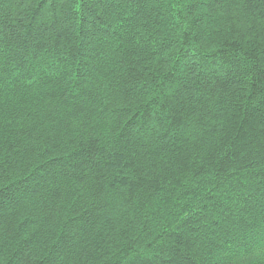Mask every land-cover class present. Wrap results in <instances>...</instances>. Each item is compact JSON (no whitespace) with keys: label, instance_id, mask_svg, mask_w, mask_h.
Masks as SVG:
<instances>
[{"label":"trees","instance_id":"1","mask_svg":"<svg viewBox=\"0 0 264 264\" xmlns=\"http://www.w3.org/2000/svg\"><path fill=\"white\" fill-rule=\"evenodd\" d=\"M0 264H264V0H0Z\"/></svg>","mask_w":264,"mask_h":264}]
</instances>
